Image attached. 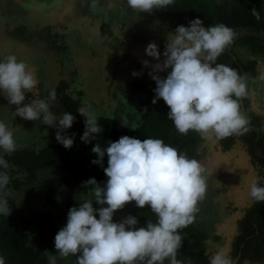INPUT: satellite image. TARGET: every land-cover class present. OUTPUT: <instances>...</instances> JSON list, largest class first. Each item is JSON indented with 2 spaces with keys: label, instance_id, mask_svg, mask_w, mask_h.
Wrapping results in <instances>:
<instances>
[{
  "label": "clouds",
  "instance_id": "clouds-1",
  "mask_svg": "<svg viewBox=\"0 0 264 264\" xmlns=\"http://www.w3.org/2000/svg\"><path fill=\"white\" fill-rule=\"evenodd\" d=\"M174 5L175 0H127V6L137 13H152ZM89 6L95 13L99 0H90ZM237 35L224 23L205 27L196 18L187 27L177 26L167 36L162 62L152 65L149 60L142 61L145 67L153 69L149 76L157 85L152 103L163 99L170 109L168 119L179 134L195 132L204 140L219 142L252 131L251 120L242 110L243 100L251 94L249 77L217 63ZM145 52L160 61L161 52L156 43H149ZM159 72H167L166 78L158 75ZM132 75L138 77L142 73L133 71ZM258 79L264 81V73ZM38 85L35 71L30 70L25 60L14 54L0 55V92L8 104L16 106L15 116L57 127V141L71 149L75 134L70 137L63 133L72 128L76 117L70 112L54 114L51 107L57 101L56 91L50 90L48 98L41 99ZM26 93H31L33 99L25 104ZM82 104L78 109L85 117L81 140L91 143L97 138L94 134H100L103 129L88 101ZM122 124L128 126L124 121ZM20 147L14 130L0 121V149L12 154ZM92 152L98 157L92 163L101 166L107 155L108 166L103 170L108 179L103 186L95 178L84 182L86 188L94 187L87 196H79L78 207L69 210L67 224L57 232L58 256L45 251L49 264L70 256L76 257L74 264H165L166 260L169 264H184L178 259L184 240L181 230L192 225L201 211L200 204L208 189L207 166L154 138L141 140L125 135L109 141L105 148L97 143ZM0 167L10 168L3 155H0ZM10 179L7 171H0V215L6 217L12 212L8 203V197L13 195L8 188ZM261 179L264 178H252L248 195L264 203ZM132 202L141 209L150 206L156 221L148 219L146 227L139 226L138 218L133 215L114 221V215ZM94 203L100 207H94ZM206 254L209 264H237L238 258L225 247ZM0 264H6L3 256Z\"/></svg>",
  "mask_w": 264,
  "mask_h": 264
},
{
  "label": "rangeland",
  "instance_id": "rangeland-1",
  "mask_svg": "<svg viewBox=\"0 0 264 264\" xmlns=\"http://www.w3.org/2000/svg\"><path fill=\"white\" fill-rule=\"evenodd\" d=\"M228 1L197 0L200 5H221ZM89 5L90 0H0V19L1 22L2 20L9 22L21 20L30 13L29 10H32L34 17L31 21H28L27 27H32L33 30L39 31L35 24L39 20L42 23L50 24L54 32L56 30L69 31L76 29V27L81 29L82 35L84 36L87 35V31L90 32L91 34H88V36L91 37L89 44H91L92 48L105 47L107 54L100 57L98 59L99 62H97L101 64L105 75L109 74L112 77L117 75L121 85L125 84L128 86H131L133 82L139 81V83H144V81L152 80L150 84L151 88L148 86V91L155 98L154 89L157 85L149 76V72L153 71V69L151 67H145L142 61L149 60L152 65L162 62L165 59L163 52L165 51L167 36L179 25L189 26V21L171 20L155 12L137 13L127 6V0H99V7L95 13L90 11ZM29 17L32 18L31 15L26 18L29 19ZM37 18L38 20H36ZM4 31L5 27L0 24V32ZM234 31L238 35L230 47L231 53L241 68L242 74H247L249 77L248 87L251 93L247 99L243 100L242 110L246 114H253L257 118L258 134L264 135V81L258 79V76L264 73V57L254 53L247 45L241 43L239 40L240 37L249 34H254L264 39V32L250 28H239ZM41 35L46 37L45 32L41 33ZM72 35L73 33L71 32L67 33L70 41L73 38ZM33 38L41 39L38 36H34ZM58 39L57 42L60 45L65 43L64 39ZM53 40L52 38L51 41L53 42ZM52 42L48 39L46 47L44 45L41 48V57L34 62H28L30 70L35 71L39 80L38 91L39 98L41 99L48 98L49 91L52 90V87L54 88L60 79H66L73 86L77 85L76 87L78 89L81 88L79 87L80 83H78L79 60L77 61V59H81L80 55L75 52H71V56L68 55L69 57L66 53L60 55L59 51H57L58 49ZM151 42L156 43L161 52L160 61L149 56L146 59L141 58L142 49L145 47V50ZM24 46V51L21 52L20 49V56L15 53V55L22 59L26 57L32 58L35 56V52H38L36 48L39 45L37 44L30 46L28 43H24ZM26 46L28 47L27 53L25 51ZM90 53H92L91 50H89ZM4 55L6 56L7 54ZM89 58H93L91 54ZM94 59L96 60L97 58ZM45 61L50 62L47 75L42 73L41 67V64L43 65ZM254 62L255 64H253ZM133 71L141 72L142 75L134 77L132 75ZM157 74L164 78L167 76V72H159ZM109 83L106 79L101 80L98 78L94 86L100 88V93L103 94L106 92L105 90L108 88ZM129 89V93L134 95L142 91V87L138 89L134 86V88ZM91 92L92 95L90 98L94 97V94L99 95L97 94L99 92L94 88ZM146 95L139 94L134 96L133 100H135V104L129 106L130 102L126 90H123L120 86L118 88L115 86L112 88V93L107 96L106 102L108 104L113 102L112 104H114L115 102L112 99L114 97L116 106L108 109V112L106 111L103 116H97L98 123L103 131L100 134H94L97 138L92 140L91 143L80 141L79 146H76L77 149H80L79 152L83 149L91 166L94 165L99 169H104L108 166L107 155L104 157L102 166L92 163L93 160L98 159L97 155L92 152V148L97 143L102 148L107 147L108 142L112 141V135H115L117 131H124L130 137L137 135L135 129L139 120H135L136 117L133 114L130 119L125 120L127 119L125 114L130 110L132 112H138L136 104H140ZM31 99H33L31 93H26L24 103H28ZM78 103L80 102L78 101ZM156 104L160 109L167 112L170 111L163 99L158 100ZM15 107L14 105L8 104L4 94L0 92V121H4L14 130L15 138L19 145L27 149L31 147L36 149L42 148V144H45L47 141L46 136L50 139L47 145L54 143L55 140L53 139H56L57 127L44 125L39 121L25 120L19 116L16 117L14 114ZM4 111H6V114L2 113ZM52 111L57 116L62 115L61 112L56 111V108ZM121 120L126 122L128 126H124ZM117 122L119 124L115 126ZM58 123L57 121V125ZM235 137H237L236 140L228 150L224 148L222 141L212 142L201 138V141H199L193 150L194 152L191 156H188L189 158H197L202 161L209 171L207 195L205 200L200 204L201 211L192 226L197 229L196 231L204 233L205 237L202 242H204L205 249L210 254L219 247L233 250L234 239L239 230L238 221L244 214L243 208L254 201L248 195L251 180L253 177H260L262 172L260 166L253 162V158L248 152V145L243 140V137ZM258 153L264 156V148ZM1 154H5L2 149H0ZM44 171V173H49V176H52L56 172L53 168ZM57 175L55 174V176ZM91 178H95L102 186L108 179L104 170H101L100 176L98 174L96 176L92 174ZM91 186L89 185L86 188L84 182H82L72 188L66 187L64 190L61 187L52 202H48L45 196L39 197V201L34 205V209L47 212L56 221L57 227L61 229L67 224L68 212L71 209V202H69L68 197L75 200L76 203H79V196H87L94 187ZM77 191H79L78 194ZM23 195L24 191H18L13 193L12 196L20 200ZM94 207L99 208L100 205L94 203ZM140 209L136 205L132 207V210L135 212ZM122 213V210H119L113 217L114 221L119 222L122 220L124 218ZM97 218H99L98 215ZM184 236H187V234H184ZM192 239L191 237L186 241L188 247L185 252H181L178 259L186 260L185 257L189 256L187 251L196 250L197 247H194L192 244L194 243ZM189 262H192L191 259L185 261L184 264H188ZM165 264H169V261L166 260ZM237 264H264V254L253 259L247 258L244 261L237 260Z\"/></svg>",
  "mask_w": 264,
  "mask_h": 264
},
{
  "label": "trees",
  "instance_id": "trees-1",
  "mask_svg": "<svg viewBox=\"0 0 264 264\" xmlns=\"http://www.w3.org/2000/svg\"><path fill=\"white\" fill-rule=\"evenodd\" d=\"M154 12L175 21H191L199 18L204 22L205 27L224 23L234 30L250 28L264 32V0H229L221 5H200L197 0H175L174 6L155 10ZM239 40L254 53L264 57V39L249 34L240 37ZM24 43L26 42L19 46L12 40L6 44L0 39V46L6 48L8 53L4 54L7 55L13 52L20 56L21 52L24 51ZM25 51L27 53V46ZM217 63L233 67L242 74V70L234 60L230 48L218 58ZM85 65L87 68L89 63L87 62ZM68 83L66 80L63 81L55 91L57 100L62 103L65 112H70L76 117L72 128L65 130L63 133L70 137L75 134L73 147L67 149L61 143L55 141L53 144L38 149L21 147L12 154H1L10 164V168L7 170L0 167V171H7L10 175L8 188L11 189L12 193L25 188L22 199L18 200L13 196L8 197L9 207L12 208L10 216L0 215V256L5 258L6 264H49L45 251H48V255L53 252L51 240L60 228L56 226L55 221L47 212L34 211L30 208V201L35 197L37 190L43 191L47 201L52 202L61 187L72 188L89 180L92 174L100 176L101 170H103L94 165L91 166L83 149L79 152L80 149L75 148L85 126V117L78 112V101L67 93ZM91 91H89L90 95H92ZM81 94L82 92L79 91L78 96L80 97ZM90 95L89 97H91ZM96 96L98 95L94 94L92 98L96 99ZM152 101L151 96H144L142 102L136 104L138 112L130 110L125 114L127 118L125 120L130 119L132 114L136 117L135 120H139L135 129L137 135L134 138H141V140L147 138L162 139L166 144L177 148L187 156H191L193 150L201 141L200 135L193 132H189L186 136L179 134L173 122L168 119V112L160 109ZM129 102V106L135 104L133 98ZM247 115L251 120L252 131L242 137L248 145V152L262 168L260 178H264V156L258 153L264 148V135L258 134L257 118L250 113ZM118 124L117 122L115 126H118ZM115 133H113L115 135H112V141H117L121 136L126 135L124 131ZM234 138L235 136L222 140L225 149L231 148L232 143L235 141ZM44 167H54L62 175L36 182L39 171ZM260 185L264 186V179L260 180ZM68 200L71 202V208L78 207L75 200L70 197H68ZM128 215L136 216L139 223L148 219L156 221V216L151 212L150 207L136 214H126V216ZM238 226L240 235L235 238L236 240L234 239L231 255L234 257L239 253L242 258H250L251 252H256V255H258L257 252L264 246V242L259 237L260 233H264V203L255 201L246 210L244 217L239 219ZM196 230L192 225L181 230L184 240L178 257L182 251H186L188 247L186 241L189 237H192L197 249L189 253L192 262L188 264H209L206 247L202 242L205 237L204 233ZM184 234H187V236H184Z\"/></svg>",
  "mask_w": 264,
  "mask_h": 264
},
{
  "label": "flooded vegetation",
  "instance_id": "flooded-vegetation-1",
  "mask_svg": "<svg viewBox=\"0 0 264 264\" xmlns=\"http://www.w3.org/2000/svg\"><path fill=\"white\" fill-rule=\"evenodd\" d=\"M29 12L30 13H28L27 16L31 15V17H32V18L29 17V19L26 18L27 16L24 19L17 20V21L13 20L12 22L5 21V20H2V22H1V19H0L1 26L5 27V31L0 32V39L2 41L6 42V44L13 40L19 46H22L21 44H23V42L28 43L30 46H32L34 44L39 45V47L36 48L38 50V52H35L36 54L32 58L26 57V58L22 59L21 57L16 55L19 59L25 60L27 63L28 62H34L36 59L40 58L41 57V55H40L41 48H43L44 45L46 47V45H47L46 43H47L48 39L50 40V42H52L51 41L52 38L54 39L52 43L58 49L57 51H59L60 55H64V53H66L67 56L68 55L71 56V52H75L78 55H80L81 59H77V61L79 60L78 83H80L79 87H81V88L78 89L76 87L77 85L73 86V84H71V83H68L69 85L67 88V93L69 95H71V97L74 100H76V101L78 100L80 102L79 108L81 106H83L82 102L84 100H87L90 107H91V110H93L95 112L96 116H103L106 111L108 112V109H112L116 106V100L114 99V97L112 98L113 101L115 102L114 104H112L113 102L111 104H108L106 102L107 96H109L112 93V88H114V86L117 88H118V86H120L123 90L125 89L127 92V97H129L128 100H130L131 98H134V96L139 95V94H142V95L147 94L154 99L153 94L148 91L149 90L148 86L150 87L152 80L144 81V83H141V82L139 83V81H137V82H133V84L131 86H128L125 84L121 85L120 80L117 78V75H115V77L114 76L112 77V75H109V74L105 75L104 70L101 68V64L97 63V62H99L98 59L100 57L105 56L107 54L105 52V47L104 46H102L101 48L94 47V49H93L91 44H89V42L91 41V39H90L91 37H89L88 34H91L90 32L87 31V35L84 36V35H82L81 29H79L77 27H76L77 30L71 29L69 32L73 33V35H72V37H73L72 39L74 40L73 44H71L72 41L69 40L70 37L64 36L65 37L64 38L65 43H63V45H60L57 41L59 40L58 38L61 39V37H62L61 34L64 32H62L60 30H56L55 32L52 31V27L50 26V24L42 23L41 21L38 20V18L36 19V20H38V22L35 24H36V27L38 28L39 31L33 30L32 27L28 28L27 27L28 26L27 23H29L28 21H31V19H33V17H34L32 15V13H33L32 10H29ZM0 18H1V16H0ZM45 22H47V21H45ZM43 32L46 33V37L41 35V33H43ZM34 36H38L41 39H39V40L34 39L33 38ZM61 40H63V39H61ZM53 49H55V48H53ZM89 50L92 51V53H90V54L93 58H89V56H90ZM4 53H8L6 48L0 46V55H4ZM10 54H14V53L12 52ZM84 56H86V57H84ZM147 57L148 56H147L145 50L142 49L141 58L146 59ZM94 58H97V59L95 60ZM87 62L89 63V65L86 68L85 63H87ZM49 65H50V62L48 63L46 61L43 63V65L41 64L43 74L47 75V71H48L47 69H48ZM98 78L101 80L106 79V80H108V82H110L108 85V88L105 90L106 92H104L103 94L100 93V91H101L100 88H97L94 86V83ZM65 80L66 79H60L57 82V84L54 86V88L52 87V89L56 90V88L59 86V84H61ZM66 81H68V80H66ZM87 84H88V86H87ZM134 86L138 89H141V87H142V91L137 92V94H135V95L130 94L129 88H134ZM93 88L99 92V93H97L99 95L96 96V99L95 98L91 99L89 97V95H90L89 91H91V89H93ZM79 91L82 92L80 97L78 96ZM46 93H47V91H46ZM123 94H124V92H123ZM106 103H107V106H106ZM53 105L54 106L51 107V111L56 108V111L61 112V114H63L65 112V109H64L62 103L59 102L58 100ZM2 113L6 114V111H4ZM84 131H85V126L82 130V134ZM236 138L237 137H235L234 139L236 140ZM253 162H255L257 164V162L254 159H253ZM254 202L255 201H252V203L250 205L243 208L244 214H245L246 210L253 205ZM244 214L242 217H244ZM239 235H240V228H239L238 234L235 236V238H237ZM259 237L263 241L264 233L263 234L260 233ZM231 252H232V250H231ZM257 253H258V255H256V252L255 253L251 252L250 258H248V259H253L254 257L262 256L264 254V246H262V249ZM209 254H210V252H209ZM234 257H237L238 260H240V261H244L247 259V258H242L241 254H239V253L237 255H235Z\"/></svg>",
  "mask_w": 264,
  "mask_h": 264
},
{
  "label": "crops",
  "instance_id": "crops-1",
  "mask_svg": "<svg viewBox=\"0 0 264 264\" xmlns=\"http://www.w3.org/2000/svg\"><path fill=\"white\" fill-rule=\"evenodd\" d=\"M70 31V30H69ZM69 31H62V32H64V33H62L61 34V39H64L65 37L64 36H67V33L69 32ZM71 41L72 42H74V40L71 38ZM145 48V47H144ZM143 48V49H144ZM53 90V89H52ZM84 133V132H83ZM83 135V134H82ZM81 135V136H82ZM47 137V141H46V143L45 144H42V146H47V144L49 143V140L50 139H48V136H46ZM45 137V138H46ZM53 140H55V141H57V139H53ZM54 141V142H55ZM80 141H82L81 140V137H80V139H79V142ZM79 142L76 144V146L78 147L79 146ZM50 145V144H49ZM76 148V147H75ZM50 168H53L54 170H56L54 167H44V168H42L40 171H39V174H38V177H37V180H36V182H39V181H43V180H46V179H48V178H50V177H54L55 176V174H58L57 176H61L62 174L60 173V172H58L57 170H56V172L52 175V176H49V173H44L45 171L44 170H47V169H49L50 170ZM41 178V179H40ZM64 188H66V187H62V190H64ZM20 191H25V188L24 189H21ZM75 192V191H74ZM78 192L79 191H77V194H78ZM25 193V192H24ZM39 197H44V194L42 193V191H39V190H37L36 191V195H35V197L34 198H32L31 199V201H30V208H32L34 211H38V210H35L34 209V205H36V202L37 201H39ZM135 205V202H132L131 204H128L124 209H122V214H123V217H125L126 216V214H128V213H131V214H136L137 212H139L140 210H145V209H147L148 207H150V206H148V207H145L144 209H140L139 211H137V212H135V211H133L132 210V207ZM147 221L148 220H142L140 223H139V226H144V227H146V225H147ZM153 222H155V221H153ZM55 224H56V221H55ZM57 226V225H56ZM189 238H191V237H189ZM203 241V240H202ZM192 243V242H191ZM193 245H194V247H197V245H196V243L194 244V243H192ZM203 244H204V242H203ZM51 245L53 246V252L50 254V255H57L58 256V254L56 253V249H55V237L54 238H52V240H51ZM196 245V246H195ZM205 245V244H204ZM204 247H206V246H204ZM197 249V248H196ZM188 252V254L191 252V251H187ZM206 252H207V250H206ZM184 254V253H183ZM184 256V255H183ZM185 257V256H184ZM186 258V260L184 259L183 261L185 262V261H187V260H190L191 259V256L189 255V256H186L185 257ZM74 262H75V256H70L69 258H67V260H60L59 258H58V261H57V264H74Z\"/></svg>",
  "mask_w": 264,
  "mask_h": 264
}]
</instances>
